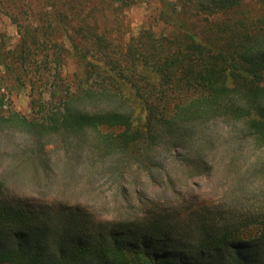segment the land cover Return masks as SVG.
Masks as SVG:
<instances>
[{
  "label": "trees",
  "instance_id": "16d2710c",
  "mask_svg": "<svg viewBox=\"0 0 264 264\" xmlns=\"http://www.w3.org/2000/svg\"><path fill=\"white\" fill-rule=\"evenodd\" d=\"M161 4L158 31L128 35L102 18L113 7L118 22V0H0L17 35L12 46L0 35V138L18 134L40 154L58 136L73 158L151 164L223 120L264 149V0ZM20 93L26 114L10 100ZM169 217L97 224L78 206L0 198V264H264L263 216L202 207L179 227Z\"/></svg>",
  "mask_w": 264,
  "mask_h": 264
},
{
  "label": "rangeland",
  "instance_id": "374dc122",
  "mask_svg": "<svg viewBox=\"0 0 264 264\" xmlns=\"http://www.w3.org/2000/svg\"><path fill=\"white\" fill-rule=\"evenodd\" d=\"M118 5L116 24V10L104 11L108 30L128 35L159 30L161 0H118ZM2 34L8 46L14 45L15 28L4 16ZM10 98L27 113L25 94ZM230 125L216 120L196 126L182 147L157 153L151 164L123 156L99 159L87 152L73 158L72 141L58 136L46 139L44 152L35 154L18 134L9 135L15 138L10 143L0 138V198L51 210L78 206L97 224L137 225L155 215L170 216L173 227H179L202 207L230 219L257 220L264 217V149L249 146ZM204 133L212 134L210 145Z\"/></svg>",
  "mask_w": 264,
  "mask_h": 264
}]
</instances>
